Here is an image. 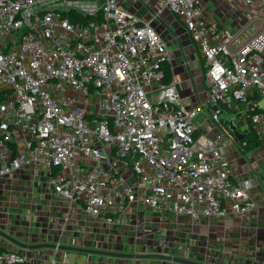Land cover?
Returning a JSON list of instances; mask_svg holds the SVG:
<instances>
[{"label": "built area", "instance_id": "built-area-1", "mask_svg": "<svg viewBox=\"0 0 264 264\" xmlns=\"http://www.w3.org/2000/svg\"><path fill=\"white\" fill-rule=\"evenodd\" d=\"M160 1L205 60L204 99L189 102L168 80L172 59L155 13L120 0H0V189L18 185L29 199L28 240L42 216L57 228L38 226L34 238L57 244L93 241L85 224L67 227L75 214L96 226H139V238L162 248L206 225L223 258L231 227L219 222L256 211L254 182L231 150L252 159L240 145L247 136L264 149V0L236 31L203 0ZM3 208L0 229L17 228L23 213ZM105 235L102 246L111 243ZM58 249L46 254L0 235V264H76Z\"/></svg>", "mask_w": 264, "mask_h": 264}, {"label": "rangeland", "instance_id": "rangeland-1", "mask_svg": "<svg viewBox=\"0 0 264 264\" xmlns=\"http://www.w3.org/2000/svg\"><path fill=\"white\" fill-rule=\"evenodd\" d=\"M129 11L133 12L134 10L131 8ZM149 14H152V12H146V15ZM240 128H242V125ZM245 146H247V149L257 152L255 148L259 147V144L255 146L247 144ZM239 167L242 168L245 176H250L256 182L252 194L257 201V207L248 220L238 223L239 226L237 227H231L230 242L226 245L227 254L223 258L220 257L221 255H218L219 258L214 257L217 253H222L223 245L218 246L214 237V231L209 232L206 225H196L194 227V232L197 234V236H194L197 239H194V236L190 238L176 235L172 237L173 240H176L175 242L162 248L158 246L159 243L156 240H149L146 237L139 238L136 234V232L141 230L139 226L127 224L124 226L107 227L104 223L97 224L96 226L92 222V219L86 216L82 217L84 218L83 221H85L83 229L91 232V240L93 241L86 243L88 245L69 244L67 241L68 244L63 245L69 247V249H58L57 251H66L71 263L76 264H166L170 262V260L160 258V254L186 257L201 262H210L209 264H264V159H259L258 156L255 161L242 159L239 161ZM2 182L5 181L2 179L0 183ZM35 200L39 206L45 204L43 197H37ZM28 202L29 199L25 197L24 191H21L18 185H12L11 187L4 185L3 189H0V208L4 207L3 210L9 211L11 214L20 211L23 215H20V223H16L17 228L14 224L6 225L2 223L1 226L8 227L7 230L5 229V232L12 235L15 239L23 243L36 244L34 241L29 243L28 239L23 237L24 235L28 236V231L30 230L29 222H26L29 221V217H26V214L28 211L30 213L33 212V210L28 209ZM59 214L61 212L57 211V215ZM22 217H25L27 220H23ZM51 220L46 216L40 217L38 222L40 230H44L45 232L46 229L51 228ZM251 223H257L258 227L251 228ZM32 227L33 235L35 236L36 228H34V225ZM49 231L51 232V230ZM105 233L110 237L111 243H105L102 246L100 242L107 241ZM50 236L52 235H48L46 238L56 239L55 236ZM78 248L133 256L124 257L111 256L105 253L81 252L78 251ZM45 253L49 254V252Z\"/></svg>", "mask_w": 264, "mask_h": 264}, {"label": "crops", "instance_id": "crops-1", "mask_svg": "<svg viewBox=\"0 0 264 264\" xmlns=\"http://www.w3.org/2000/svg\"><path fill=\"white\" fill-rule=\"evenodd\" d=\"M120 1L122 2L125 8H132L135 12L139 13L142 16H145L146 12L155 13V15L157 16V26L168 42V49L172 59L170 63H166V71L168 69L170 70L172 74V79L178 83L181 91L189 102H196L199 99H204L206 97L204 81V58L200 54L197 46L189 35L183 21L168 7H166L160 0ZM203 1L208 7L210 15L217 19L221 26L226 27L232 31H236L242 25L247 23L251 16L260 9L263 0ZM193 94L195 95V100L192 97ZM240 145L242 144L240 143ZM246 150L249 151L250 154H252V159H247L248 161L257 160V156L259 159H264V149L260 145L259 147L255 148L257 152H254V150L252 151L249 149ZM231 156L233 158L235 168H237L238 170H242V168L239 167V161L244 158L240 156L239 151L231 150ZM252 180L255 185V180ZM29 214L31 215L30 211H28L26 217H29L28 219L30 220ZM83 219L84 218H82V216L75 214L74 217L71 219L70 223H68L67 227L70 229L72 227L80 226L85 222L83 221ZM30 223H33L37 233V221H31ZM219 223H225L227 225L230 224L228 225L229 228L237 227L239 226L238 223H241V219L240 217H237L234 214H230L225 220H222ZM51 228L53 230H56V223H52ZM23 237L28 239L25 235ZM28 241H34L35 243H57L58 240L57 238H42V240L36 241V238H34V235H32L31 240ZM46 251L54 252L55 249H49Z\"/></svg>", "mask_w": 264, "mask_h": 264}, {"label": "water", "instance_id": "water-1", "mask_svg": "<svg viewBox=\"0 0 264 264\" xmlns=\"http://www.w3.org/2000/svg\"><path fill=\"white\" fill-rule=\"evenodd\" d=\"M230 129L234 132L235 136L237 137V139H243L245 137L244 133H241L238 130V127L236 125L235 122H231L229 125ZM0 235L5 237L6 239L10 240L11 242H13L14 244L18 245V246H22V247H28L31 249H55V248H59V249H69V247L64 246L63 244H57V243H52V242H40V243H36V244H28V243H23L17 239H15L12 235L7 234L4 230L0 229ZM78 251H83V252H96V253H105V254H109L111 256H124V257H128V256H133V255H129V254H121V253H115V252H106V251H98V250H91V249H85V248H78ZM160 258L162 259H166V260H171V261H182L186 264H207L205 262H201V261H197V260H192V259H186V258H181V257H177V256H173V255H163L160 254L159 255Z\"/></svg>", "mask_w": 264, "mask_h": 264}, {"label": "trees", "instance_id": "trees-1", "mask_svg": "<svg viewBox=\"0 0 264 264\" xmlns=\"http://www.w3.org/2000/svg\"><path fill=\"white\" fill-rule=\"evenodd\" d=\"M204 63H205V60H204ZM166 72H167L168 80L172 79V74H171L170 70L168 69ZM246 138H248L247 144H251L252 145V143H253L254 145H252V146L258 145V143H257L256 139H254V137L247 136ZM240 142H241L242 146L244 147V149H247V146H245L247 144H245L243 140H241Z\"/></svg>", "mask_w": 264, "mask_h": 264}]
</instances>
